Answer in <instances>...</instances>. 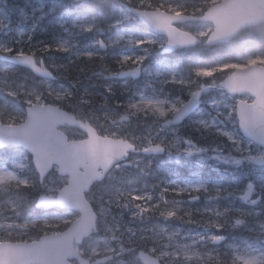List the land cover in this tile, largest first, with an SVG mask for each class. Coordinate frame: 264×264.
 Returning a JSON list of instances; mask_svg holds the SVG:
<instances>
[{
    "label": "rangeland",
    "instance_id": "1",
    "mask_svg": "<svg viewBox=\"0 0 264 264\" xmlns=\"http://www.w3.org/2000/svg\"><path fill=\"white\" fill-rule=\"evenodd\" d=\"M16 2L18 5L15 4ZM76 2L85 4L88 0H14L13 6L7 9L5 15L4 12L0 14V49L9 42L17 47L24 43L27 47H31V37L41 30L43 18L49 17L56 9L64 10L67 5H74ZM125 20L124 18L118 23L127 24L126 27L130 28L114 35L113 41L109 43L111 53L131 49L130 43L135 40L134 34L138 29L132 21ZM64 24L58 28L61 29L65 26ZM181 28L193 32L200 38L201 44L197 51H194L195 54L206 51L204 42L211 31L210 25L186 24ZM255 31L249 28L243 34L247 36ZM46 32V30L41 31L42 34ZM66 39L68 37L57 35V37H51L50 41L56 43L58 47L64 44L65 48ZM53 47L57 48L55 45ZM36 59L47 70L51 68L50 65L55 71L60 70L54 67L60 58L48 57L46 62L41 57ZM238 67L243 66L234 65L231 66V70ZM213 76L222 78L223 75L219 76L215 73ZM203 82L214 88L203 98L201 110L185 125L161 130L159 141L170 152L161 158L163 161L170 162L173 159L182 161L179 171L184 169L188 171L192 166L199 167L192 169L190 177L193 174L201 177L203 171L201 166H204L214 173L216 179H219L218 183L212 186L209 183L203 184L197 181L194 184L186 181L179 183L174 175L171 176L173 180L169 181L178 190L186 189L182 196H188L186 199L190 209L198 213H187V215H194L203 221L201 225L205 229L212 227L213 231L210 232L209 229L207 232H182L181 227L166 223L170 217H164L160 223L150 221L148 226L144 227L141 223L142 212L139 209H133L132 205L138 202L135 208H140V201L144 197L143 193H137L136 186L140 182L141 169L144 167L142 162L147 159L134 155L125 164L119 165L112 174L107 175L102 183L96 184L89 193V200L97 209L99 227L95 234L84 240L83 244L77 248L84 257L93 260L115 254L114 259L105 264H140L136 255L140 249L156 256L162 264H264V169L255 170L248 164V161L255 156L264 158V151L249 142L242 141L234 125H231L229 117L236 102L239 99L248 101L249 97L231 98L224 92L218 91L217 80L208 79ZM90 86L93 85H76L82 90H88ZM100 86L104 87L100 82L95 87ZM108 87L109 85L105 86V88ZM65 90L72 94L70 105L57 99L56 94H63ZM141 90H144L143 84ZM152 91L156 95H158L156 91L162 92L161 89ZM46 99L54 100L55 105H60L68 111H74L72 109L76 104L84 108L86 106L68 87L60 83L36 80L30 73L0 62L1 123L14 125L22 122L26 106L33 103L44 104ZM158 99L156 98V102L152 99L145 102L152 108L160 109ZM166 104L170 108L173 106L171 101ZM74 112L80 119H84L97 131L102 132L104 136L114 138L121 135L119 131L125 128L126 137L135 139L139 145V141L146 137V133L140 131L142 126L140 121L133 119L132 123H137L134 128H131L132 123L125 126H111L99 122L98 118L93 117L88 111V113L85 112L87 115ZM121 114L114 122H110L118 123V119L123 121L126 115ZM215 115L219 121L223 119L225 124H220L215 119ZM110 118L112 119V116ZM63 130L72 138L80 136L76 128L64 127ZM203 131H208L209 137L223 136L226 144L208 146L209 150L203 147L201 149L196 145V136L200 137L197 133ZM205 137L206 134L202 138ZM224 158H227L226 164L222 163ZM236 160L240 163L236 164L234 162ZM154 162L148 161V165L151 166ZM190 162H192L191 165ZM250 171L254 173L256 180L249 181L255 187V191L253 198L248 201L243 199L245 192L248 191V183L239 191L236 189L238 192L232 189L234 185L230 186L231 183L228 185L222 183L228 175L249 176ZM30 177L32 178L29 160L19 149H6L0 152V242L30 241L43 234L55 233L65 229L78 217V214L72 211L43 212L33 207L38 195L55 196L57 191L66 184V178L58 176L54 169L36 189L30 182ZM199 185H203L204 188L193 191ZM17 191H22L23 195L18 197ZM36 191L38 195L32 198ZM175 207L180 208V206L172 205L166 213ZM217 212L223 215L218 218ZM237 220L242 223L237 225ZM222 236L225 238L223 243H213L215 237ZM161 253H167V255H161Z\"/></svg>",
    "mask_w": 264,
    "mask_h": 264
},
{
    "label": "water",
    "instance_id": "2",
    "mask_svg": "<svg viewBox=\"0 0 264 264\" xmlns=\"http://www.w3.org/2000/svg\"><path fill=\"white\" fill-rule=\"evenodd\" d=\"M127 11L146 28L166 37L162 53L191 48L198 44L194 36L177 29V24L212 23L213 31L205 43L207 47H211L228 42L244 28L264 23V0H224L198 18L134 8H127ZM143 13H158L159 26L150 24ZM99 46L105 49L101 41ZM21 58L22 56L0 54V61L24 67L36 76L52 79L49 73L46 75L36 71L40 67L35 64L33 58L31 64L22 62ZM134 70L137 75H130L133 71L131 70L121 73L118 78L136 79L140 75L141 67ZM221 85L231 95L248 92L254 97L252 104L238 103V127L245 138L264 147V67L255 64L245 69H236ZM202 92L204 90L195 93L190 101L173 115L172 120L162 126L181 124L199 106ZM181 113L183 115L177 120ZM66 123L71 126L79 124L88 139L82 142H67L66 136L57 131L59 126ZM10 145L21 146L30 152L40 181L54 165L57 166L60 176L68 177L67 185L55 198L39 197L35 207L44 210L55 207L71 209L79 212L80 217L64 232L42 236L36 242L0 244V264H71L69 260L74 258L79 264H89L87 260L79 258L74 249V242L81 244L95 228L96 217L85 199V193L95 182L101 181L114 165L127 157L128 153H134V147L121 140L103 139L97 136L88 124H80L73 116L50 105H34L28 108L26 121L18 126L0 125V149ZM150 152L151 150L147 151ZM252 163L264 166V161L260 158L252 160ZM219 241L220 239L215 243ZM138 257L142 264H159L156 258L142 251L138 253Z\"/></svg>",
    "mask_w": 264,
    "mask_h": 264
},
{
    "label": "trees",
    "instance_id": "3",
    "mask_svg": "<svg viewBox=\"0 0 264 264\" xmlns=\"http://www.w3.org/2000/svg\"><path fill=\"white\" fill-rule=\"evenodd\" d=\"M14 0H0V14L4 12V15L12 5ZM19 1V0H17ZM222 0H88L85 4H79L76 2L74 5H67L64 10L56 9L50 14V16L43 18L41 23V30L35 32L33 37H31L30 45L27 47L24 43L23 45L17 47L13 46L12 43H7L0 51L6 52L9 55H20V54H31L32 56L41 57V59L46 60L48 57L60 58L54 67L60 69L58 72L55 71L50 65V70L57 77V81L67 86H76L78 78L86 72L90 67L92 62L101 61L108 51L102 53L97 47V40L103 38L104 41L109 44L114 39V35L118 32L128 30V27H122L118 23L122 19L125 21L133 22L137 27L138 31L135 34V40L131 44V49H124L123 53L113 60L117 66V72L120 70H125L132 68L139 63H143V55H157L159 54V47L162 43L160 37L148 32L143 25L129 15L125 6H130L139 9H159L168 12H181L191 16H200L212 5L220 2ZM15 4L18 5V2ZM9 13V12H7ZM79 17V19H78ZM65 23L64 27L59 29L58 27ZM127 25V24H125ZM124 26V25H123ZM128 28V29H127ZM46 30L45 34L41 31ZM68 37L66 39L67 46L64 50H61L56 43H51L48 46L46 42V37ZM143 36L146 38L153 39L147 42L148 39L142 40ZM55 45L57 48H54ZM141 45V48H140ZM110 53L109 55H111ZM180 54V52L175 53ZM204 56L203 64H198L196 62V68H190L191 74L188 75V79H200L201 73L199 70L202 67H206L209 64V69L212 73L221 72L222 75H226L230 68H226L225 63L228 64H248L252 60H263L264 61V24L256 28L255 33L245 36L240 34L234 40L227 44L216 46L215 48L206 50L202 53ZM123 56V58H122ZM38 61V60H37ZM154 64L155 61H152ZM191 62H186L184 67ZM228 72H227V71ZM69 74V75H68ZM180 78L183 75H179ZM68 87V86H67ZM183 85H176L174 88V93L179 96L184 94ZM113 94H112V93ZM105 94L111 93L113 96L111 99H104V104H110L120 101L119 110L124 114L130 116L135 121H139V109L138 107V96L139 91L136 88H132L130 92L126 91H113L109 89L104 92ZM125 93V94H124ZM135 105V107H133ZM118 109V108H117ZM32 185L34 188L38 187L39 181L37 176L32 173ZM237 182L249 183L251 177L244 174L242 177L235 176ZM238 185V186H239ZM37 189V188H36ZM23 192L17 191L18 196H22ZM38 195L36 191L32 198Z\"/></svg>",
    "mask_w": 264,
    "mask_h": 264
},
{
    "label": "bare ground",
    "instance_id": "4",
    "mask_svg": "<svg viewBox=\"0 0 264 264\" xmlns=\"http://www.w3.org/2000/svg\"><path fill=\"white\" fill-rule=\"evenodd\" d=\"M124 7H130V6L124 5ZM130 8H134V7H130ZM45 39H46V42H49L51 39V36L49 35ZM102 39L103 38H100L98 40L101 41ZM51 43L52 42H49L48 46L51 45ZM109 54L110 53H107L106 56L99 62H92L89 66L90 68L78 78V81H77L79 83V84H77L78 86H80V85H85V86L93 85V86H90V88H88V90H82L81 88H78L76 86L73 87L70 84L67 85L69 90H71L73 93H75V96L79 97V100L84 102V104L86 105L84 108L83 106L80 107L76 104V105H74L75 107L73 109L71 108L72 110L76 111L77 113H80L81 115H87V113L90 112L93 117L98 118L99 122L103 121L106 123L113 121L117 117H119L121 115V110H119V107H120L119 102L120 101L115 102V103L105 104L107 107L106 106L102 107L101 104H104V99L109 100L113 96L112 92H111L112 94L111 93L105 94L104 92L108 91L109 89L112 90V87L115 85V83L118 82L117 80H115L116 77L121 72H124V71H127L128 69H130V68H128V69L120 70L117 72V66H116V63L113 60V58L116 57V59H119V56H117V55H121L122 51H116V52L112 53L111 55H109ZM122 58H123V56H122ZM150 68H151L150 64L144 65V71L145 72H147ZM99 82L102 83L104 87H102V86L95 87L96 84ZM142 84H143V80L134 84L133 87L136 89H139ZM106 85H109V87L105 88ZM114 91H117V90H114ZM118 91H120V90H118ZM74 111H72V112H74ZM85 112H87V113H85ZM110 116H112L113 120L110 118ZM136 125H137L136 122L132 123L131 128L136 127ZM140 129L142 130L143 127L141 126ZM119 133L121 134L122 137L128 138V137H126L125 128L120 130ZM189 134H191V133H189ZM197 134H199L201 138L196 136V140H197L196 144L201 149L203 147V149L209 150L208 146L209 147L221 146L222 144L225 143V140H224L223 136H221V135H211L209 137L208 131H203L201 133L199 132ZM204 134H206V137H205L206 139L202 138V137H204ZM128 139H131V138H128ZM142 164L144 165V167H142V168L148 169L149 171L142 172L140 175V178L146 179V181H148L149 184L142 183L140 180V182L137 183L136 187L138 188L137 193H140V194H142L143 192H145L148 189V201L142 202L140 208L139 207L135 208V206L137 205L138 202L134 203L132 205L133 209H135V210L139 209L140 212L157 214L160 217H166L167 218L168 216L165 213H163V212H165V207H168L170 205L175 204L176 206H180V208L175 207V209H174L175 212H178V216L176 218L170 217V219L167 221V224H170L171 226H179L182 228L181 229L182 232H188V233L189 232H191V233L207 232V231H209V229H210V232L213 231L212 227L205 229V227L201 225L202 224L201 222H203V221H201L200 219H198L194 215L193 216L187 215V213H191V214H198V213H196L194 209H192V210L190 209V206L188 205V200L186 199V198H188V196L180 195L183 192L185 193V191L179 193V191H181V190H178L176 187H173L175 190L178 191V193L177 194H169V193H165V192L159 190L156 187V185L154 184V179L156 177H163V176L165 177L166 174H169L171 176L174 175L176 177L175 180L178 179L179 183H183L184 181H186L190 184H194V182L197 181V182H200L203 184L209 183L210 186L216 185L218 183V179H216V176L214 175V173L211 170L207 169L206 167H203L201 177H200V175H194V174L192 177H190L191 176L190 175L191 169H189L188 171H186L185 169L182 171H179L181 166H182V161L181 162L175 161L173 159V160H170V162L164 161V163L160 164V165H159V163H157V164H153V165L149 166L148 160H143ZM191 164H192V162H190V165ZM156 168H158V169H156ZM154 171H157V172H154ZM188 176L190 178L185 179ZM242 185H243V183L237 187H233L232 189L233 190L235 189V192H238L242 188ZM129 187H132V186H129ZM188 222H190V223H188ZM142 225L144 227L148 226V224H146V225L142 224ZM225 230H226V228L223 231L225 232ZM227 235H229V234L227 233ZM152 256H154V255L152 254Z\"/></svg>",
    "mask_w": 264,
    "mask_h": 264
},
{
    "label": "flooded vegetation",
    "instance_id": "5",
    "mask_svg": "<svg viewBox=\"0 0 264 264\" xmlns=\"http://www.w3.org/2000/svg\"><path fill=\"white\" fill-rule=\"evenodd\" d=\"M182 75L185 77L184 72L182 73ZM192 83L196 84V85H202L204 84V82L196 80H190ZM127 82L125 85H123L122 83ZM133 81L130 80H123L120 82L115 83V85L112 87V90H120V89H129L131 83ZM189 81L188 80H184L183 83L187 84ZM143 86H144V93H148V83L146 82V80H143ZM185 87V86H184ZM141 88V87H140ZM156 88L157 89H161L162 92L160 93V97L159 98L158 95H156L155 99L153 101L156 102V98H159L158 100L160 101L159 107L160 109L163 111L164 115H160V109H158L157 107H150L149 103L144 102L143 104L140 105V110H139V118H140V123L143 127V129L140 131H144L146 133V137L142 140H140V145L138 144L137 149L138 152L137 154H135L136 156H140L143 157L145 159H147L148 161H155L153 164H163L164 161L163 158L167 153H170L168 148H166L163 143H161L159 141V137L161 135V130L163 129H174V128H179L183 125H185L186 123H188L191 119L194 118L195 115L198 114V112L201 110L202 107V101H201V107L200 109H198L197 111H195L190 117H188L186 120H184L179 126H162V124H165L166 122H169L172 119V116L175 112V110H177L185 101L188 100V98L191 96L190 92L195 88L193 87L192 89L189 90H185L184 89V94L182 96L177 95L176 93H174V85L172 83L167 82L166 80L163 79L162 75L157 76V81H156ZM188 89V88H187ZM166 98V101H163V98ZM171 101L173 104V108L168 107L167 106V102ZM163 102V103H162ZM234 112H231V118H234ZM103 122V121H102ZM129 122V120H128ZM106 123V122H103ZM190 133V132H189ZM82 136H77V137H73L72 140H81ZM134 144L136 142V140H133ZM156 144H160L162 147V151L159 152H153L151 151L150 153H147V151H145V149H150L151 146H154ZM158 160V162H157ZM125 164L122 163V165ZM152 164V165H153ZM158 169V168H156ZM142 172L145 171H149L148 169L142 168L141 169ZM157 172V171H154ZM176 178V177H175ZM233 180V185L235 187H237L239 185V183L236 180V177L232 176L231 177ZM142 183H147L149 184L148 181H146V179L140 178ZM170 180H173V178L171 177V175L166 174L165 177H156L154 179V184L156 185V187L165 192V193H169V194H177L178 191L175 190L173 187H175L174 185H171L169 182ZM235 191V189H234ZM255 191V188L252 186V191H251V195L253 196V193ZM144 197L143 199L140 201V203L142 202H147L148 201V189L143 192ZM175 205V204H173ZM172 206V205H170ZM170 206L165 207V212L167 209H170ZM171 212L174 213V215L172 217L176 218L178 216V212H175L174 209H171ZM145 213V212H143ZM144 225L150 223V221L154 220V219H158L159 221L163 220L164 217H160L157 214H151V213H145L144 216Z\"/></svg>",
    "mask_w": 264,
    "mask_h": 264
},
{
    "label": "snow or ice",
    "instance_id": "6",
    "mask_svg": "<svg viewBox=\"0 0 264 264\" xmlns=\"http://www.w3.org/2000/svg\"><path fill=\"white\" fill-rule=\"evenodd\" d=\"M142 15L146 18V20H147L150 24H156V26H159L158 23H157V21L159 20V14H158V13H143ZM59 48H60L61 50H64V44H60V45H59ZM21 59H22V62H24V63H28V64H31V63H32V57H31V56H22ZM36 71H37V72H43L44 74L48 75V73L43 69V67H41V68H37ZM130 75L135 76V75H137V72H136L135 70H133V71L130 73ZM133 107H135V105H133ZM160 115H161V116L164 115V113H163L162 110L160 111ZM182 115H183V113H181L180 116H177V120H179V119L181 118ZM149 150H151V151H153V152H159V151H162L163 149H162V147H161L160 144H156V145H154V146H151L150 149H145V151H149ZM224 159H225V162H227V158H224ZM234 162H235L236 164H239V163H240L239 160H236V161H234ZM201 188H204V186H203V185H199L198 187L194 188L193 191H199ZM204 190L206 191V189H204ZM181 191H182V192H183V191H186V189H181ZM251 191H252V185L249 184V185H248V191L245 192V194H244V196H243V199L247 200V199H248V196L251 194ZM253 203H256V201H253ZM166 215H167L168 217H172V216L174 215V213L170 211V212L166 213ZM216 215H217V217L219 218V217L222 216L223 214L217 212ZM241 223H242V221H240V220H237V221H236V224H237V225H239V224H241ZM214 239H221V238H220V237H215Z\"/></svg>",
    "mask_w": 264,
    "mask_h": 264
},
{
    "label": "clouds",
    "instance_id": "7",
    "mask_svg": "<svg viewBox=\"0 0 264 264\" xmlns=\"http://www.w3.org/2000/svg\"><path fill=\"white\" fill-rule=\"evenodd\" d=\"M141 2H143V0H141ZM56 95H57V99H60L63 103L69 105L71 104L72 94L67 92V90H65L63 94L57 93ZM161 255H167V253H161Z\"/></svg>",
    "mask_w": 264,
    "mask_h": 264
}]
</instances>
